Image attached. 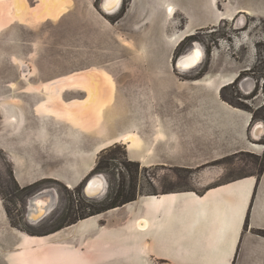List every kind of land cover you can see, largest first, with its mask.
<instances>
[{
  "label": "crops",
  "instance_id": "obj_1",
  "mask_svg": "<svg viewBox=\"0 0 264 264\" xmlns=\"http://www.w3.org/2000/svg\"><path fill=\"white\" fill-rule=\"evenodd\" d=\"M105 2L0 0L6 40L0 50L7 53L0 59V152L21 188L54 179L76 189L114 145L141 168L163 169L170 181L171 171L182 172L185 186L138 192L122 206L50 230L44 218L30 220L29 206L52 189L29 199L26 228L14 223L0 193V264H264V168L232 174L219 163L243 153L264 156V134L254 138L252 113L223 94L252 59L222 56L217 48L205 76L181 82L170 59L143 53L174 51L200 30L239 17L264 22V0H119L112 9ZM32 14L41 18L36 34H93L104 45L117 35L118 48L134 54L87 64L63 59L53 42L52 57H25L18 74L15 15L28 21ZM29 24L24 35L32 32ZM22 48L30 53L25 40ZM249 52L255 54L252 46ZM90 65L103 68L89 90L87 73L73 70ZM249 80L240 85L246 94L255 88L245 90ZM174 86L182 88L178 94ZM168 87L171 104L161 105ZM176 98L199 104L177 105Z\"/></svg>",
  "mask_w": 264,
  "mask_h": 264
},
{
  "label": "rangeland",
  "instance_id": "obj_2",
  "mask_svg": "<svg viewBox=\"0 0 264 264\" xmlns=\"http://www.w3.org/2000/svg\"><path fill=\"white\" fill-rule=\"evenodd\" d=\"M115 0H106V6H110ZM2 15V14H1ZM17 17L15 15L14 20V58H15V71L18 74L22 73L24 66L21 61L26 57L38 58L40 56L52 57L54 55L53 49L50 48L53 42L60 43L57 54L62 55L63 59H70L71 57L81 60L85 58L87 64H97L100 59L106 58H119L121 56H133L134 51H121L119 46V40L117 35L107 40L104 45L100 43L101 39L93 34L79 35L76 36L64 33V34H39L34 33L33 25H37L40 17ZM1 17V16H0ZM35 21V22H33ZM239 21V23H238ZM30 22L32 32L30 34H23L24 30H28L27 25ZM243 22V23H242ZM240 26L241 29H234V26ZM240 24V25H239ZM0 34V41H6ZM98 39V42H96ZM23 40L25 44L30 47L27 50L22 48ZM29 42V43H28ZM199 45L205 51L204 58L197 68L189 72H179L177 69L174 70L175 63L181 55L188 52L192 47ZM253 47L255 54L250 55L249 48ZM222 48V56L226 53L232 55L238 60L252 59L251 63L244 64L241 66L246 71L240 73V79L229 88L224 90V98L230 104L245 109L252 113L254 117L253 125L258 123L264 124V22L258 19H252L248 17H239L234 19L233 22L223 23L217 28L203 29L193 35L191 38H187L183 41L174 51L173 50H157L144 51V56H153L154 58H166L171 60L170 68L173 69L174 73L178 76L179 81H194L199 80L210 70V62L212 59L213 50ZM0 59L3 57V61L6 58V52L0 50ZM6 53V54H5ZM1 63V60H0ZM67 66V65H66ZM99 68V69H98ZM103 67H97L94 65L90 66H78V69L73 70V73H87L85 76L88 81L85 82L84 87L89 90L93 88L94 82H98L97 72ZM1 69V67H0ZM97 70V72H96ZM72 72V71H71ZM70 72V73H71ZM172 72V71H171ZM161 74V73H159ZM94 76V78L91 77ZM251 78L255 81V88L252 93H244L241 91L240 85L245 79ZM95 80V81H94ZM99 83V82H98ZM88 84V85H87ZM103 84V83H102ZM58 86V84H56ZM81 85V84H77ZM60 86V85H59ZM99 87V84H98ZM54 85L51 86L53 90ZM174 88L176 94L178 90L182 89L178 86ZM170 87L167 88L169 92L164 96V102L161 105H170V99L173 93ZM100 91V87H99ZM247 92H250L246 90ZM105 93V90L101 92ZM173 94V95H176ZM80 98H84L86 93H78ZM168 96V97H167ZM189 96V95H188ZM184 97H186L184 93ZM174 99V98H173ZM177 99V98H176ZM53 100V101H52ZM71 100L70 98L67 99ZM166 100V101H165ZM175 100V99H174ZM179 100V99H177ZM174 104L187 106V104L198 105L199 102L194 99L189 100L187 98ZM49 101V98H48ZM49 102L54 104V99H50ZM85 113V111H84ZM254 132V130H253ZM263 133L260 135V137ZM255 138V137H254ZM257 139V138H255ZM260 139V138H259ZM264 141V136L262 138ZM256 142V141H255ZM257 143V142H256ZM223 165L230 168L232 174H235L233 169H243L244 171H255L260 173L264 167V156L260 157L257 153H243L238 155L236 159L228 158L221 161ZM218 163V165H220ZM10 164L5 160L3 155L0 153V189L4 195V199L8 205L10 214L14 220V223L22 225L26 228V207L30 198L36 193L43 191L44 189H52L51 193L56 194L57 200L55 201L54 209L44 216L45 227L47 230L56 228L65 223H71L76 221L78 218L87 217L98 209L108 207L110 204L116 201H123L130 196L141 193H153L156 190H168L176 187H184L185 181L182 172L171 171L169 176L175 177L174 180L170 181L167 179L168 174L163 169H150L141 168L138 163L131 162L125 155V149L122 145H114L108 148L102 153L98 159V163L95 167L93 174H89L85 181L76 189H69L63 183L49 179L41 183L35 189L23 190L10 175ZM242 173V172H239ZM186 176V173H184ZM102 176L105 179V189L98 195H90L87 191L86 186L92 178ZM156 180H153L154 178ZM161 177H163L161 180ZM90 183V182H89ZM90 186H94L91 182ZM88 188V187H87ZM88 190V189H87ZM94 196V197H90ZM57 202V203H56ZM29 217H30V206H29ZM31 220V218H30ZM33 230H31L32 232Z\"/></svg>",
  "mask_w": 264,
  "mask_h": 264
},
{
  "label": "bare ground",
  "instance_id": "obj_3",
  "mask_svg": "<svg viewBox=\"0 0 264 264\" xmlns=\"http://www.w3.org/2000/svg\"><path fill=\"white\" fill-rule=\"evenodd\" d=\"M118 2H119V0H115L114 3L111 4L110 6L107 7L106 4H104V6L106 9H110V8L112 9V7L116 6L118 4ZM19 9H20V7H19ZM204 54H205L204 49L197 44L196 46L192 47L191 52H189V53L186 52L185 54L180 56L179 62H177V64L175 63V66H176L175 68L179 72H189L191 70H194L201 63L202 59L204 58ZM248 80H249V78H248ZM248 82H249V84L247 85L245 90L250 91L252 89L253 85L255 84V81H253V79H250ZM74 83L76 85L81 84V82H79V81H75ZM96 96H97V90L95 92H93L92 99L93 98L95 99ZM75 105H77V107L81 106L79 103H75ZM262 133L264 134V124L258 123L254 128L253 136L255 138L259 139L260 135ZM104 181H105V179L102 176H97L96 179L91 180L89 185H88V188H87L88 193L90 195H98L100 192H102L105 189L106 184ZM91 182H93V184H94L93 187L90 186ZM48 196H50L48 192H42L38 198H34L31 200V202H30V218H31V221H36V220L38 221V218H40L41 215L47 214L54 209V207H55L54 199L55 198L52 201H49L47 198ZM41 200H42V202H40Z\"/></svg>",
  "mask_w": 264,
  "mask_h": 264
},
{
  "label": "trees",
  "instance_id": "obj_4",
  "mask_svg": "<svg viewBox=\"0 0 264 264\" xmlns=\"http://www.w3.org/2000/svg\"><path fill=\"white\" fill-rule=\"evenodd\" d=\"M195 35V34H194ZM193 35H191V36H189V38H191ZM188 38V37H187ZM186 38V39H187ZM176 67V66H175ZM241 76V75H240ZM240 76L238 77V79L235 81V83H237V81L240 79ZM234 83V84H235ZM253 121H254V117H253ZM262 142L264 143V141L262 140ZM125 149V148H124ZM1 153V152H0ZM125 155H126V152H125ZM10 167V175L13 177V179L15 180V177H14V174H13V171H12V168H11V166H9ZM264 168V167H263ZM263 168H262V170H263ZM95 170V169H94ZM94 170H93V172H94ZM93 172L91 173V174H93ZM15 182H16V180H15ZM17 183V182H16ZM18 184V183H17ZM38 186V184H35V185H33V186H29V187H25V188H22L23 190H31V189H35L36 187ZM0 193L2 194V191H1V189H0ZM3 195V194H2ZM4 196V195H3ZM136 196H137V194H135V195H133V196H130V197H128L127 199H125V200H123V201H116V202H114V203H112V204H110L108 207L106 206V207H103V209L101 208V209H98V210H96V211H94L93 213H91V215H88V217L89 216H94V215H97V214H100V213H102V212H104V211H107V210H109V209H112V208H116V207H119V206H122L123 204H126V203H128V202H131V201H133V200H135V198H136ZM75 222V221H74ZM262 234L264 235V231L262 232Z\"/></svg>",
  "mask_w": 264,
  "mask_h": 264
},
{
  "label": "water",
  "instance_id": "obj_5",
  "mask_svg": "<svg viewBox=\"0 0 264 264\" xmlns=\"http://www.w3.org/2000/svg\"><path fill=\"white\" fill-rule=\"evenodd\" d=\"M204 51H205V50H204ZM189 52H191V49L188 50V53H189ZM192 52H193V51H192ZM179 60H180V59L178 58L177 62H179ZM198 64H199V63H198ZM196 65H197V64H196ZM196 65H195V66H196ZM93 179H95V177L92 178L91 180H93ZM89 182H90V181H89ZM89 182H88V184H87V186H86V194H87V187H88V185H89ZM45 192H48L49 195H50V196L47 197L49 201H52L54 198L56 199V194H55V193H53V192L51 193V191H45ZM41 193H42V192H41ZM87 195H88V194H87ZM90 197H94V196H90ZM34 198H35V197H33L32 199H34ZM32 199H31V200H32ZM30 202H31V201H30ZM44 216H46V214L41 215L40 218H38V220L43 219Z\"/></svg>",
  "mask_w": 264,
  "mask_h": 264
}]
</instances>
